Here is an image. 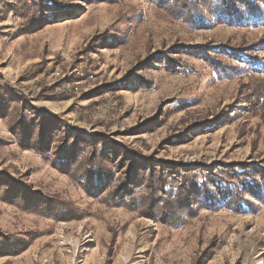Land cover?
<instances>
[{
  "label": "rangeland",
  "instance_id": "rangeland-1",
  "mask_svg": "<svg viewBox=\"0 0 264 264\" xmlns=\"http://www.w3.org/2000/svg\"><path fill=\"white\" fill-rule=\"evenodd\" d=\"M27 1L31 6L34 0ZM41 2L45 19L36 23L35 9L28 10L24 1L0 0V87L5 93L55 118L64 130L75 128L88 139L104 133L155 160L208 166L264 159L260 115H227V123H212L247 92H241L242 83L264 77L255 69L261 66L221 79L203 58L190 54L183 57L192 66L187 72L171 71L158 58L143 65L159 52L189 45L250 44L264 36V27L211 19L192 28L146 0ZM139 66L146 86L134 83L137 76L127 78ZM75 67L94 78L81 80L85 71L71 75L80 83L78 93L65 100L37 99L42 86L63 82L59 73ZM1 172L57 194L79 206L83 216L59 220L0 201V230L26 244L0 241V264H264V203L243 213L203 208L182 224L109 206L36 150L21 147L0 111Z\"/></svg>",
  "mask_w": 264,
  "mask_h": 264
},
{
  "label": "trees",
  "instance_id": "trees-1",
  "mask_svg": "<svg viewBox=\"0 0 264 264\" xmlns=\"http://www.w3.org/2000/svg\"><path fill=\"white\" fill-rule=\"evenodd\" d=\"M22 1L28 10L35 9L36 23L45 19L42 0H34L31 6L27 0ZM146 1L192 28L206 26L211 19L230 26L264 27L263 0ZM261 52H264V36L250 44L226 42L215 47L189 45L185 50H165L143 65H149L158 58V62L171 71L187 72L192 66L183 57L190 54L203 58L219 78L234 79L250 73L253 67L261 66L259 70L255 68L256 71H264ZM224 55L236 63L227 62ZM139 67L134 68L127 78L137 76L139 80L134 83L142 82L146 86L148 81L143 79V69ZM62 83L58 81L42 86L37 99L65 100L72 97L62 91ZM241 85V92L245 89L247 92L226 105L212 123L221 120L227 123L230 121L225 118L227 115H260L264 120V77H252L247 84ZM0 95L1 114L9 118L11 131L21 147L36 150L87 193L109 206L125 207L154 220L182 224L187 218L197 216L203 208L224 207L243 213L255 211L259 203H264V159L259 164L216 162L208 166L155 160L110 140L104 133H95L88 139L75 128L64 130L60 122L54 123L55 118L40 114L36 108L29 109L15 94L8 95L1 87ZM0 201H10L25 210L59 220L83 216L79 206L57 194L33 189L31 184L2 172ZM0 241L5 245L26 246L22 238L1 230Z\"/></svg>",
  "mask_w": 264,
  "mask_h": 264
},
{
  "label": "built area",
  "instance_id": "built-area-1",
  "mask_svg": "<svg viewBox=\"0 0 264 264\" xmlns=\"http://www.w3.org/2000/svg\"><path fill=\"white\" fill-rule=\"evenodd\" d=\"M84 71L86 73V76H84ZM59 74H60L61 78H63L62 79L63 83H62L61 89L67 95H75L76 93L79 92L80 83L78 82V80L72 81L71 78H70L71 75L84 76V77L80 78L81 80H83V79H93L94 78L93 73L87 72V70L84 69V67H81V68L75 67L68 74L67 73H62V72H60ZM68 75H69V77H68Z\"/></svg>",
  "mask_w": 264,
  "mask_h": 264
},
{
  "label": "bare ground",
  "instance_id": "bare-ground-1",
  "mask_svg": "<svg viewBox=\"0 0 264 264\" xmlns=\"http://www.w3.org/2000/svg\"><path fill=\"white\" fill-rule=\"evenodd\" d=\"M75 245H76V247H77V243L75 242Z\"/></svg>",
  "mask_w": 264,
  "mask_h": 264
}]
</instances>
